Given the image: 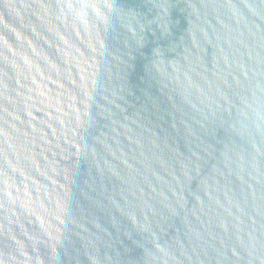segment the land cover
<instances>
[{"label":"water","instance_id":"water-1","mask_svg":"<svg viewBox=\"0 0 264 264\" xmlns=\"http://www.w3.org/2000/svg\"><path fill=\"white\" fill-rule=\"evenodd\" d=\"M0 264H264V0H0Z\"/></svg>","mask_w":264,"mask_h":264}]
</instances>
